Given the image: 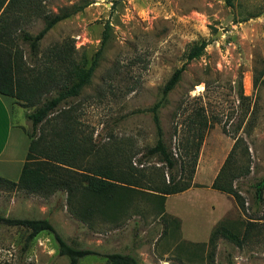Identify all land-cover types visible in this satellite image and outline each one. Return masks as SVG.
<instances>
[{"label":"rangeland","instance_id":"rangeland-1","mask_svg":"<svg viewBox=\"0 0 264 264\" xmlns=\"http://www.w3.org/2000/svg\"><path fill=\"white\" fill-rule=\"evenodd\" d=\"M232 2L230 6L227 0H45L43 11L49 15L89 5L56 24L40 41L35 58L29 45L19 41L36 74L45 66L58 72L57 80L42 90L43 101L58 96L68 83L65 74L71 65L47 60L55 46H67L70 59L83 69L92 65L100 50L101 54L90 84L62 102L38 135L61 143L53 133L68 111L76 142L89 149L83 165L123 159L125 170L132 164L144 168L149 177L160 169L156 178L161 180L164 174L168 181L173 175L181 182L191 171L193 152L186 146L190 129L205 120L206 132L193 189L167 196L162 216L157 214V199L144 195L136 209L115 222L100 218L85 222L70 210L65 191L45 198L6 185H0V216L47 219L73 247L100 255L131 254L141 264H264V200L256 199V185L264 177V0ZM23 23L24 31L35 36L46 20L25 15ZM202 42L208 44L204 54L186 64L179 84L159 110L164 144L176 160L169 170L148 154L158 140L150 109L162 100L166 83L187 62L190 49ZM34 109L16 101L14 121L27 133L33 131L27 115ZM239 138L237 167L244 166L246 174L234 186L245 200L246 212L232 197L211 188ZM249 218L258 226L242 247L224 237L214 252L204 245L219 222L243 231ZM28 234L0 225V264H70L68 257L59 255L51 234L40 233L26 249ZM205 239L202 244L191 242ZM80 264L107 261L91 255Z\"/></svg>","mask_w":264,"mask_h":264},{"label":"trees","instance_id":"trees-1","mask_svg":"<svg viewBox=\"0 0 264 264\" xmlns=\"http://www.w3.org/2000/svg\"><path fill=\"white\" fill-rule=\"evenodd\" d=\"M45 0H0V94L15 98L17 102L27 107H34V111L27 115L32 123L33 131L27 133L30 145L18 181H11L0 177V185L11 189L22 190L29 194L49 197L58 191H65L68 195V202L72 213L80 220L92 222L96 218L102 221L115 222L119 220L128 210L138 205L136 201L147 195L157 199L159 207L157 214L162 216L166 213L165 204L167 196L183 193L192 188L193 174L197 166L199 150L202 145L206 121L201 120L194 124L186 138V146H191L193 154L192 162L189 164L191 171L187 181H177L171 175L166 181L164 174L161 180L156 178L160 175V169L156 170L149 177H146L144 168L139 169L127 165L123 159L108 162L83 165L89 149L78 144L74 133L72 115L67 111L61 116L63 118L61 128L55 130L54 138H62V142L50 138L47 140L43 135H38L39 127L53 115L59 105L68 98L76 97L82 89L90 84L91 78L97 66V57L88 69L78 67L70 59L67 46L59 48L55 46L47 56L50 63L62 61L67 62V82L58 96L43 101L42 90L48 89L57 80V70L45 66L38 71H33L31 64L25 57L24 51L19 44H28L31 57L39 54V43L45 35L59 22L83 11L89 3L74 5L71 10L63 13L49 15L43 11ZM233 5L232 0H227ZM25 15L36 18L43 17L46 20L45 27L35 36L24 31L22 27ZM106 33V32H105ZM104 33V35H105ZM104 37V41H105ZM206 42L195 44L187 54V62L177 69L166 83L163 90V98L156 103L150 111L158 135V140L153 148L148 150L150 156H157L160 162L169 170L173 169L176 160L172 153L166 148L163 141L159 110L167 99V96L179 84L186 69V64L201 57L207 47ZM48 64L49 61H46ZM239 138L224 162L222 168L214 179L211 188L232 197L239 209L246 212V203L241 193L234 186V182L240 176L245 175L244 166L237 167V150ZM248 152V149H247ZM121 152L118 153V156ZM122 158V157H121ZM184 162L182 170L185 172ZM127 167V166H126ZM249 169V168H248ZM159 172V174H158ZM264 177L256 185V199L264 200ZM134 209V211H135ZM264 221V218H262ZM176 221L179 222L177 219ZM0 225L17 227L29 232L25 248L28 249L34 239L43 232L51 234L57 243L60 256L68 257L70 264H80V261L88 256L96 255L106 259L107 264H141L131 254L111 253L100 255L98 252L89 249H79L69 245L57 232L53 224L47 219L9 218L0 216ZM255 219L249 218L243 224V231L238 228L231 229L228 224L219 222L212 230L207 244L214 252L217 242L221 237L232 240L238 247L251 237L253 230L257 228Z\"/></svg>","mask_w":264,"mask_h":264},{"label":"crops","instance_id":"crops-1","mask_svg":"<svg viewBox=\"0 0 264 264\" xmlns=\"http://www.w3.org/2000/svg\"><path fill=\"white\" fill-rule=\"evenodd\" d=\"M15 113V98L0 94V177L16 182L26 160L30 139L23 127L15 123ZM206 241L191 240L196 244Z\"/></svg>","mask_w":264,"mask_h":264},{"label":"water","instance_id":"water-1","mask_svg":"<svg viewBox=\"0 0 264 264\" xmlns=\"http://www.w3.org/2000/svg\"><path fill=\"white\" fill-rule=\"evenodd\" d=\"M220 34H221V33H218V34L214 35V37H213V38H215V37L219 36Z\"/></svg>","mask_w":264,"mask_h":264},{"label":"bare ground","instance_id":"bare-ground-1","mask_svg":"<svg viewBox=\"0 0 264 264\" xmlns=\"http://www.w3.org/2000/svg\"><path fill=\"white\" fill-rule=\"evenodd\" d=\"M198 90H202V88H201V87H199V88H198Z\"/></svg>","mask_w":264,"mask_h":264}]
</instances>
